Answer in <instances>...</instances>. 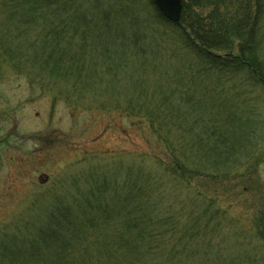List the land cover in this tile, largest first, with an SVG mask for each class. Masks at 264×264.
<instances>
[{
    "label": "trees",
    "instance_id": "trees-1",
    "mask_svg": "<svg viewBox=\"0 0 264 264\" xmlns=\"http://www.w3.org/2000/svg\"><path fill=\"white\" fill-rule=\"evenodd\" d=\"M0 3L3 64L123 110L164 155L89 165L43 220L0 235V264H264V218L247 231L225 227L226 211L199 185L233 175L261 132L253 126L264 127L250 96L264 91V0H181L178 22L154 0ZM248 237L259 249L244 247Z\"/></svg>",
    "mask_w": 264,
    "mask_h": 264
},
{
    "label": "rangeland",
    "instance_id": "rangeland-1",
    "mask_svg": "<svg viewBox=\"0 0 264 264\" xmlns=\"http://www.w3.org/2000/svg\"><path fill=\"white\" fill-rule=\"evenodd\" d=\"M5 20L0 12V24ZM2 37L12 41L9 35ZM4 46L0 40V54H5ZM261 53L264 57V49ZM20 71L0 60V235L11 233L14 224L43 220L45 206L60 196L63 188L69 189L75 175L89 165H108L120 152L124 162L132 159L128 153L137 161L141 153L164 157L146 127L123 110L100 108L101 99L90 94L78 99L70 92L62 93L59 89L68 86L59 82H53L55 89L49 81L29 82L27 76L17 74ZM108 87L115 90L117 86ZM250 96L259 100L256 112L264 122V91L252 90ZM235 121L239 130L235 140L241 143L244 122L242 118ZM257 126L261 132L254 130L252 150L233 175L224 181L199 182L203 192L216 196L226 211L222 224L235 232L255 229L264 218V127L258 123L253 127ZM150 158L146 166L154 169L156 164ZM248 238L251 243L246 240L244 247L259 249L256 239Z\"/></svg>",
    "mask_w": 264,
    "mask_h": 264
},
{
    "label": "water",
    "instance_id": "water-1",
    "mask_svg": "<svg viewBox=\"0 0 264 264\" xmlns=\"http://www.w3.org/2000/svg\"><path fill=\"white\" fill-rule=\"evenodd\" d=\"M158 10L170 21L178 22L180 19L181 0H154Z\"/></svg>",
    "mask_w": 264,
    "mask_h": 264
}]
</instances>
